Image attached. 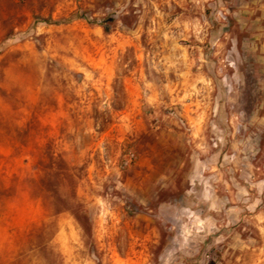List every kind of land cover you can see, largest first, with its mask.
Returning a JSON list of instances; mask_svg holds the SVG:
<instances>
[{"label": "rangeland", "instance_id": "obj_1", "mask_svg": "<svg viewBox=\"0 0 264 264\" xmlns=\"http://www.w3.org/2000/svg\"><path fill=\"white\" fill-rule=\"evenodd\" d=\"M0 264H264V0H0Z\"/></svg>", "mask_w": 264, "mask_h": 264}, {"label": "trees", "instance_id": "obj_2", "mask_svg": "<svg viewBox=\"0 0 264 264\" xmlns=\"http://www.w3.org/2000/svg\"><path fill=\"white\" fill-rule=\"evenodd\" d=\"M45 21H48V22L51 23L53 20H51V19H48V20L45 19ZM93 23H96V22L94 21ZM99 25H101L106 32H109L110 31L109 26L107 24H105L104 22H100Z\"/></svg>", "mask_w": 264, "mask_h": 264}]
</instances>
